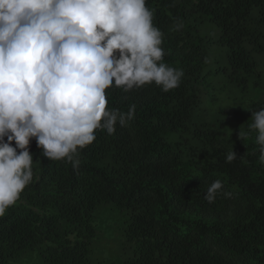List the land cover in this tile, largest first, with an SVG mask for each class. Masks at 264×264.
<instances>
[{
    "label": "trees",
    "instance_id": "16d2710c",
    "mask_svg": "<svg viewBox=\"0 0 264 264\" xmlns=\"http://www.w3.org/2000/svg\"><path fill=\"white\" fill-rule=\"evenodd\" d=\"M147 6L164 33V61L184 72L180 86L168 93L154 84L126 94L109 90L108 107L126 112L135 104V119L113 135L97 130L93 144L79 150L78 171L44 158L33 140V182L0 217V264L30 255L42 264H92L104 214L116 222L121 253L108 264H264L257 134L228 139L195 120L207 59L199 27L216 26L228 51L224 71L244 85L260 76L255 57L264 55V0H147ZM231 148L238 159L228 163ZM217 179L232 196L209 203L206 188Z\"/></svg>",
    "mask_w": 264,
    "mask_h": 264
},
{
    "label": "clouds",
    "instance_id": "9594fccd",
    "mask_svg": "<svg viewBox=\"0 0 264 264\" xmlns=\"http://www.w3.org/2000/svg\"><path fill=\"white\" fill-rule=\"evenodd\" d=\"M163 42L147 0H0V217L33 182V140L44 158L78 171L97 130L113 135L135 119V104L108 107L109 90L180 86L184 72L164 61ZM249 112L238 138L256 132L264 164V108ZM237 159L231 148L226 162ZM219 195L232 193L217 179L205 199Z\"/></svg>",
    "mask_w": 264,
    "mask_h": 264
},
{
    "label": "rangeland",
    "instance_id": "374dc122",
    "mask_svg": "<svg viewBox=\"0 0 264 264\" xmlns=\"http://www.w3.org/2000/svg\"><path fill=\"white\" fill-rule=\"evenodd\" d=\"M199 35L207 51L205 67L198 86L200 105L195 120L207 123L216 134L228 139L239 137L246 132L245 124L253 122L251 112L264 108V55H256L257 71L244 85L230 80L227 66L228 51L220 46L219 31L215 25L206 23L199 27ZM116 222L113 217L101 215L97 221L100 245L92 249V264H108L121 254L117 239ZM19 264H42L34 255L21 260Z\"/></svg>",
    "mask_w": 264,
    "mask_h": 264
}]
</instances>
